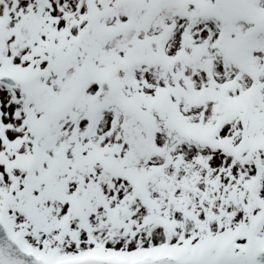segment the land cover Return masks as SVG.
Returning <instances> with one entry per match:
<instances>
[{
	"label": "snow or ice",
	"instance_id": "1",
	"mask_svg": "<svg viewBox=\"0 0 264 264\" xmlns=\"http://www.w3.org/2000/svg\"><path fill=\"white\" fill-rule=\"evenodd\" d=\"M0 264H264V0H0Z\"/></svg>",
	"mask_w": 264,
	"mask_h": 264
}]
</instances>
